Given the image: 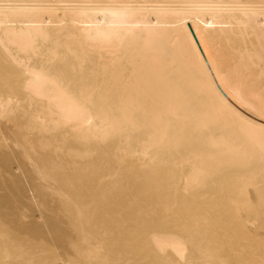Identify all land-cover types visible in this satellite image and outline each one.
<instances>
[{"label": "bare ground", "instance_id": "obj_1", "mask_svg": "<svg viewBox=\"0 0 264 264\" xmlns=\"http://www.w3.org/2000/svg\"><path fill=\"white\" fill-rule=\"evenodd\" d=\"M0 264H264V0H0Z\"/></svg>", "mask_w": 264, "mask_h": 264}, {"label": "rangeland", "instance_id": "obj_2", "mask_svg": "<svg viewBox=\"0 0 264 264\" xmlns=\"http://www.w3.org/2000/svg\"><path fill=\"white\" fill-rule=\"evenodd\" d=\"M142 39H140V42H139V44L137 45V46H133V48H131V47H127V49H128V52H130L131 54L132 53H134V54H137L139 51L141 52V50H142V48L141 47H145L146 48V52H145V58L144 59H148V58H150V57H153V56H151L152 54L150 53V51H148V50H150V47H153L154 45H152L153 44V42H151V43H149L148 41H141ZM145 42V43H144ZM148 43V44H147ZM169 45H171L172 46V44L171 43H168V47L170 48L171 46H169ZM149 46V47H148ZM134 47H136V48H138V50L137 49H134ZM139 47L141 48V49H139ZM144 48V49H145ZM130 49V50H129ZM148 49V50H147ZM148 53H150V54H148ZM148 54V55H147ZM158 56V55H157ZM162 57V56H161ZM134 57H132V59H133ZM159 58H160V56H159ZM143 59V58H142ZM143 59V60H144Z\"/></svg>", "mask_w": 264, "mask_h": 264}, {"label": "water", "instance_id": "obj_3", "mask_svg": "<svg viewBox=\"0 0 264 264\" xmlns=\"http://www.w3.org/2000/svg\"><path fill=\"white\" fill-rule=\"evenodd\" d=\"M186 26H187V29H188V31H189L190 36L192 37L193 41H194L195 44H196V46H197L199 52H200L201 55L203 56L202 51H201V49H200V47H199V44H198V42H197V40H196V37H195V35H194V32H193V30H192L190 24H189V23H186ZM112 124H113V127L118 126V124H119V120L112 121Z\"/></svg>", "mask_w": 264, "mask_h": 264}]
</instances>
